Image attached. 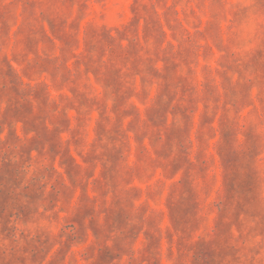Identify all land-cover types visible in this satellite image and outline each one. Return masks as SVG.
Here are the masks:
<instances>
[{
    "label": "rangeland",
    "instance_id": "rangeland-1",
    "mask_svg": "<svg viewBox=\"0 0 264 264\" xmlns=\"http://www.w3.org/2000/svg\"><path fill=\"white\" fill-rule=\"evenodd\" d=\"M0 264H264V0H0Z\"/></svg>",
    "mask_w": 264,
    "mask_h": 264
}]
</instances>
